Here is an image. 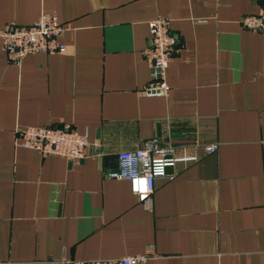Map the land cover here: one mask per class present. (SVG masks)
<instances>
[{"label": "crops", "instance_id": "1", "mask_svg": "<svg viewBox=\"0 0 264 264\" xmlns=\"http://www.w3.org/2000/svg\"><path fill=\"white\" fill-rule=\"evenodd\" d=\"M41 13L65 27L64 53L17 66L0 39V264H264V30L241 25L264 0H0V30ZM158 16L179 45L166 97L142 92ZM17 126H69L90 145L81 160L42 155L15 144ZM153 138L197 160L157 179L145 208L105 174Z\"/></svg>", "mask_w": 264, "mask_h": 264}, {"label": "built area", "instance_id": "2", "mask_svg": "<svg viewBox=\"0 0 264 264\" xmlns=\"http://www.w3.org/2000/svg\"><path fill=\"white\" fill-rule=\"evenodd\" d=\"M246 30L261 32L264 30V15H247L241 20ZM66 31L55 13H41L36 22L29 26L6 25L0 30L1 49L8 62L20 66L30 55H55L65 52V46L59 42ZM149 40L142 55L151 69L152 79L143 88L146 96L166 97L169 86L166 82V70L179 50L178 39L171 31L170 20L158 16L148 22ZM19 147L33 149L42 155H58L68 160H81L89 147L87 134H79L69 126L61 128L17 126ZM218 150L217 143L204 147L206 155ZM196 157H178L173 147H161L156 138L149 139L132 151L117 153V167L105 174V178L127 181L131 193L145 208L151 207L154 183L157 179L172 180L168 169L178 163L194 162ZM156 257L154 253H144L115 260L73 261L71 264H144Z\"/></svg>", "mask_w": 264, "mask_h": 264}]
</instances>
